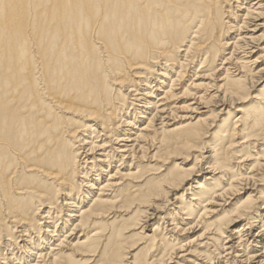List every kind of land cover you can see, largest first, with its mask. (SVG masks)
<instances>
[{"label":"bare ground","instance_id":"bare-ground-1","mask_svg":"<svg viewBox=\"0 0 264 264\" xmlns=\"http://www.w3.org/2000/svg\"><path fill=\"white\" fill-rule=\"evenodd\" d=\"M263 53L264 0H0V264L91 263L99 256L93 240L106 238L99 225L122 196L166 208L169 194L195 177L185 188L190 196L182 193L177 211L166 213L169 253L178 250L182 264H264V192L254 186L230 200L241 181L255 183V172H264V87L236 117L228 104L240 103ZM255 73V83L264 81V67ZM174 118L180 125L172 126ZM164 139L194 160L193 152L210 148L206 168L175 163L142 189L140 167L173 157L159 153ZM221 141L226 146L216 148ZM231 159L234 168L224 162ZM218 201L231 208L223 222L213 219ZM138 211L147 218L146 206ZM239 219L245 222L233 227ZM192 220L190 227L204 225L196 247L211 240L219 250L208 261L168 236ZM141 221L131 229L143 239ZM115 247L97 264H122Z\"/></svg>","mask_w":264,"mask_h":264},{"label":"rangeland","instance_id":"rangeland-1","mask_svg":"<svg viewBox=\"0 0 264 264\" xmlns=\"http://www.w3.org/2000/svg\"><path fill=\"white\" fill-rule=\"evenodd\" d=\"M259 54H261V53L260 52L256 53L255 56L251 57V59H254ZM191 59H189V62H191L189 66H193L194 69H197L199 66V62L197 61V62L192 64ZM258 60H259V62L254 67V70L252 71V73L245 79L244 88H246V89H244V91H243V93L245 95H243V98L240 101V103L232 104L231 101L228 103L229 105L230 104L232 105L233 109L231 108V112H233L235 117L240 115L241 113H239V112L236 113V111L234 112V110L238 109V108H244L248 105H252L255 102L254 96L258 93V91L262 87H264L263 86L264 85L263 80L259 84L255 83V80L258 77V74H256L255 72L261 70L264 67V63H263L264 58H262V59L259 58ZM217 64H219V60H217ZM191 74L189 75L190 77L187 76L185 78L183 88L188 85V82L191 80L189 78L193 77V76H191ZM260 74H262V73H260ZM209 92H213V90L209 91ZM217 95H218V93H217ZM219 96H221V95L219 94ZM186 99L187 98L185 97V100ZM217 99L218 98H215L214 101H216ZM188 103H189V101H187V104ZM182 104L184 105V104H186V102H183L180 105H182ZM211 109H213V107H209L210 111H211ZM210 111L208 113H206L203 117L208 116L210 114ZM216 112H218V109H216V111L213 114H215ZM185 114H188V113L181 112V113H178L177 115L180 116V115H185ZM224 116H226V115L225 114L220 115V117H218L216 120H214V124L212 127L213 130L216 129V126H217L216 124L220 123L221 122L220 120H222V118ZM180 121L182 122V120L174 118V119L170 120V123L173 124L172 126H176V125H180V123H181ZM206 121H207V124L212 122V117L209 118L208 120L206 119ZM207 124L205 123V125H207ZM205 125H203V127ZM73 127H75V126H71L70 129H72ZM213 130H210V131L212 132ZM72 137H74V136L72 135ZM210 139H211L210 135L209 136L206 135L205 137H202V140H204V141L210 142ZM241 140L242 139L239 138V139L234 140V142L236 144V142L241 141ZM163 142H165V143H163ZM199 142L200 141L198 140L197 143H199ZM162 143H163V145H162ZM258 144H260V143H258ZM223 145H224V147L226 146L225 142L221 141V142H219V145L216 148H221ZM234 146H237V145H234ZM224 147H223V149H224ZM159 148H160L159 149L160 154L164 152V153H166V155H168L170 153V156L173 154L172 155L173 157L169 156L170 158L168 159L167 163H165L163 166H160L162 162L154 161V163H156V164H149L150 166L152 165L153 167L152 166L151 167H140V170L144 173V176L146 177V179L140 183V186L142 189L146 188V186H151L153 181L161 180L163 175L168 170L166 168L168 167L170 169L171 167H173V164H175V163H178L179 166L183 169L192 167L191 170H194V172L196 171V168L204 170V168H206V165L203 164L204 163L203 162V156L211 154V153H209V150H208L210 148L202 149L200 151V155L198 152H193V155L197 156V159L195 158V160H194V157H190V156L186 157L185 156L186 153H189L188 151L179 148L178 145L174 144L173 142H170V143L167 142L165 139L160 141ZM237 148H240V147H237ZM242 150H243V152L247 151L246 148H244ZM256 150L257 149H255V151ZM175 152H176V154H175ZM180 152H182L183 154H180ZM226 152H229V151L226 150ZM182 161H185V163H182ZM236 161L237 160L231 159L230 161H224V162H225V164H227L231 168L232 167L234 168L233 164ZM116 164L117 163H115L113 165H116ZM257 172L259 174H261L260 177H259V174ZM255 173H257L259 179L256 180L255 183L252 182L251 180L249 182L241 181L242 184L240 185V187L243 189H240V193L238 195H232L233 197L230 195L229 197L230 198L232 197V199H230V200H233L234 203L238 202L239 200H241L242 198H244L248 194H250V192L252 191V187H254V186H255L254 188H256L255 190H257V191L259 190V191L264 192V172L258 170ZM198 179L199 178L195 177L194 180L186 181L180 188H178V190L172 191L168 196L167 201H169V204L167 205L166 208L157 207L155 210L152 209L153 208L152 205H149V204H151V202H153V201L149 198L146 199V201H148V203H146V205L142 206L140 203H138V201L131 200L129 194H127V195L125 194L126 196H124V198L122 196V199H121L122 201L120 200V202L118 203V205L120 206L118 208L119 210L114 212V215L112 213L111 216L106 217L104 219L105 222L102 223L101 225H99L103 228V233H106V235H105L106 238L101 240V241L100 240L97 241V239L93 240V242H95V246H97V247H93L91 250H96V252L98 251L97 253L99 254V256L96 257L95 261H92L91 263L86 262V263H82V264H94V263L97 264L99 262H102L103 259L106 261L107 258L109 257V255H111L109 253V251H111V249H114V250L116 249L115 245L119 246L118 248H119L120 253H123L125 255L124 258H126V260L128 261V262H126V260H122L123 261L122 264H124V263L130 264L129 262L132 261V259H133L132 255H134V254H135L136 259H137V261H136L137 264H144V263H146V264H159V263H161L160 260H163L162 254H167L170 252V249H169L170 247L167 246V243H166L167 239H163V238H165V234H162V232H163L162 228L163 227L167 228V230L172 227V226H169V223H170V221L168 219L169 216L166 217V213H168V212L170 213V211H173V212L177 211L176 206L178 205L179 201L176 200V198L180 197V195L182 193H184V196H183L184 199L188 198L190 195L187 193V190L185 188L188 187L189 183H191L192 185L196 184L195 182ZM252 183H254V184H252ZM244 186L247 187V189ZM251 194H254V192ZM161 200H163V198H160V200L156 201V203H160ZM230 200L228 199L227 201H230ZM88 203L89 202H87V204ZM215 204H219V205L221 204V206L218 205V206L214 207L219 211H218V213H216V215L213 217V219L218 220V218H219V220L221 219L219 222H221V221L223 222L222 218H224V215L228 214V211L231 208L222 206L223 202H220V201L216 202ZM263 204H264L263 202H259L258 206H262ZM139 205L141 206V208H139L141 210H143V208L145 209V206L148 209L147 218H144V216H146L145 214L139 213V211H138ZM228 208H230V209H228ZM136 209H138V210L135 212ZM259 211H261V213L262 212L264 213L263 209H259ZM177 215H178V218H180V219L184 217V215H182V214H177ZM196 217H197V215L194 217V220H196ZM135 218H141L142 219L141 224H143V226L145 227V229L143 231L149 237L140 239V236L134 235V233L136 231L141 230V229H131L132 223L134 222ZM106 220H108V221H106ZM194 220H192L189 223V225L188 224L187 225L178 224L179 227H183V228L187 227L186 230L180 231L177 234L176 233L173 234V232H169L168 236L170 238L172 235H174L175 237L178 236L177 239L181 245L185 244L186 247H189L191 249H195L196 252H199V251L203 252V253H201L203 255V256H201V258L203 260L208 261V258L205 257L206 254H210L211 257L212 256L214 257L216 255L214 253H216L219 250L213 251L214 250L213 249L214 244L212 243L211 240H207V239H204V241L207 240L208 241L207 243H209L208 245L205 246V249H204V247L203 248L196 247V245L198 243L203 241V239H201L202 237L200 236V233L202 232V230H203L202 228L204 227V225L200 224L197 227L195 225L193 227H190V225H192ZM177 221L178 220H176L175 222H177ZM186 221H188V220H185L184 223ZM159 222H160V224H159L160 226L158 225ZM244 222H245L244 220L239 219L235 223V225L234 226L232 225V226L233 227H239ZM196 223H198V222H196ZM156 226H159V227L157 228ZM232 226L229 225L228 227H226V230L233 228ZM154 227H156V228L154 229ZM253 231L254 232L258 231V228H256V227L253 228ZM165 232H168V231L164 230V233ZM109 233H112V235L109 236ZM78 235H79V233L76 234V236H78ZM154 237L156 238V241L150 242V240H152ZM263 241H264V239H263ZM98 245H99V247H98ZM105 245H106V247H105ZM103 246L106 250L105 255H103L101 253V249ZM177 251H175L174 254L169 253V255H171L169 259H167V257L169 255L165 256L164 261H162L161 264H182V262L181 263L178 262V261H182V259H179L175 255V253ZM106 253H107V255H106ZM185 254H186V252H178V256L185 255ZM185 256L190 257L189 259L192 261H195V263H200L202 260V259H197L196 257H194L192 255H185ZM100 257L103 259L101 260ZM76 258L79 259L80 256H77ZM93 259H94V257L92 258V260ZM183 264H190V263L183 262Z\"/></svg>","mask_w":264,"mask_h":264}]
</instances>
